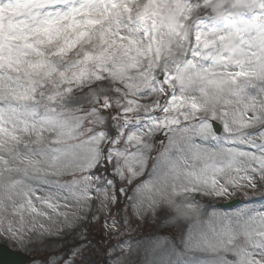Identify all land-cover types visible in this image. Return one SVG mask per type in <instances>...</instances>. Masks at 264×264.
Listing matches in <instances>:
<instances>
[{"label":"snow or ice","instance_id":"obj_1","mask_svg":"<svg viewBox=\"0 0 264 264\" xmlns=\"http://www.w3.org/2000/svg\"><path fill=\"white\" fill-rule=\"evenodd\" d=\"M258 186L264 0H0V236L151 220L114 264H264Z\"/></svg>","mask_w":264,"mask_h":264},{"label":"rangeland","instance_id":"obj_2","mask_svg":"<svg viewBox=\"0 0 264 264\" xmlns=\"http://www.w3.org/2000/svg\"><path fill=\"white\" fill-rule=\"evenodd\" d=\"M155 97H145L140 100L141 103H151ZM163 99V98H161ZM112 134V131L109 132ZM160 133H156L152 142L155 146L158 142ZM166 143V141H165ZM118 147H120L118 145ZM264 195V189L259 186L256 190H249L247 199L258 200ZM234 199L244 200L245 197L237 194L234 197L225 199L219 198L215 200L205 199L202 203L215 204L219 210L231 211L232 209L223 210L219 204L232 201ZM235 208V207H234ZM115 211V209H113ZM104 216L101 220L89 223L87 225L78 226L76 229L64 228L59 236L45 237L39 240L26 241L23 244L19 241L9 239L7 236H0V242H4L9 247L30 253L33 259L27 264H114L117 257L123 259L121 255V241H126L124 252H129L128 245H131V254L133 258L138 255L141 262L151 260L154 257V236L156 234L161 237L167 235L171 238L170 232H165V228H171V225H165L164 228H156L153 221L133 223L127 226L111 228L105 230L102 227ZM117 233H119L117 235ZM79 246L81 254L72 256L74 249Z\"/></svg>","mask_w":264,"mask_h":264},{"label":"water","instance_id":"obj_3","mask_svg":"<svg viewBox=\"0 0 264 264\" xmlns=\"http://www.w3.org/2000/svg\"><path fill=\"white\" fill-rule=\"evenodd\" d=\"M28 256L15 253L0 245V264H23Z\"/></svg>","mask_w":264,"mask_h":264}]
</instances>
